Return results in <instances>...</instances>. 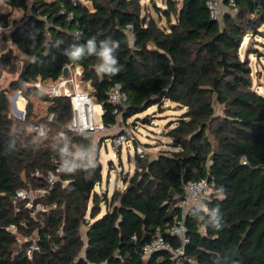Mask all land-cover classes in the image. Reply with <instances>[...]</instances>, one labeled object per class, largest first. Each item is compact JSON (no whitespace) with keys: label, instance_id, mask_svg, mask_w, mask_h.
Listing matches in <instances>:
<instances>
[{"label":"trees","instance_id":"1","mask_svg":"<svg viewBox=\"0 0 264 264\" xmlns=\"http://www.w3.org/2000/svg\"><path fill=\"white\" fill-rule=\"evenodd\" d=\"M92 1L90 8L82 0H3L24 14L11 24L0 12V24L11 27L0 31V68L18 72L0 89V264H264V94L253 85L249 55L240 53L246 36L264 23V0H236L235 6L223 0L226 11L218 19L208 0H164L156 9L166 25L141 0ZM63 5L72 19L60 12ZM90 39L97 51L102 42L118 45L117 74L97 71L103 61L88 54ZM77 48L84 53L74 59ZM76 65L104 106L105 125L118 120L108 99L116 83L128 95L126 123L166 100L186 108L168 131L172 148L152 158L137 153L128 185L110 196L99 193L103 167L87 153L69 158L65 186L50 187L47 180L63 151H86L90 133L67 130L68 97L36 87L49 107L34 119L28 84L57 80L65 66ZM16 90L28 98L25 119L11 113ZM34 122L47 126L45 135L28 128ZM199 178L209 180L211 191L207 209L187 211L184 253H144L158 232L183 245L167 229L182 213L186 184ZM43 188L48 192L38 193L32 207L17 194Z\"/></svg>","mask_w":264,"mask_h":264},{"label":"rangeland","instance_id":"2","mask_svg":"<svg viewBox=\"0 0 264 264\" xmlns=\"http://www.w3.org/2000/svg\"><path fill=\"white\" fill-rule=\"evenodd\" d=\"M87 1V3L90 2V0ZM164 3V0H141L142 6L158 19L161 25H166L167 22L164 16L159 18L156 5L164 7ZM225 11L226 7L222 5L220 13L223 14ZM0 12L7 14L11 24L15 20H21L24 14L22 9L11 8L5 2H0ZM10 29L11 27H4L0 24V31L9 33ZM259 29V32L254 34L249 33L246 36L241 46L240 53L242 57L249 55L253 69V85L260 93L264 94V23ZM18 57V63L21 65L22 55L20 54ZM17 77V71L0 68V89L8 88L10 82ZM78 85L86 91L92 92L93 90L89 81L80 79ZM28 87H31L32 91L29 98L33 110V118L37 119L45 116L48 112L49 102L43 100L35 93V86H33V84H28ZM43 87L44 89L47 88V83H44ZM44 94H46V92H44ZM12 108L13 99H11V113L13 114ZM185 111V107H181L175 102L166 100L160 105L155 104L138 115L132 116L128 119L127 123L124 121V117L120 116L118 121L122 122L126 128L131 129L136 134L138 142L129 139L119 148V151H117L112 142V136L119 130V125L111 130L90 134V141L87 142L86 153L95 159V162L99 160L97 163H101L103 167V180L98 187L99 193L107 191L110 196L116 189H125L129 183L130 176L134 174L137 168V144L140 143L144 145L146 148L145 155L151 158L156 156L161 149H171L172 144L168 131L175 125L171 123L179 119ZM26 191L31 201L38 196L37 190L26 189ZM85 229L86 227L83 226L82 230L85 231ZM22 241L23 239H20V242Z\"/></svg>","mask_w":264,"mask_h":264},{"label":"built area","instance_id":"3","mask_svg":"<svg viewBox=\"0 0 264 264\" xmlns=\"http://www.w3.org/2000/svg\"><path fill=\"white\" fill-rule=\"evenodd\" d=\"M76 2L77 0H72ZM85 4L92 8L93 1L82 0ZM3 2V0H0ZM223 0H208L207 4L210 9L211 16L214 18H220V9ZM229 4L232 6L236 5V0H229ZM60 12L66 15L67 19H72L74 17L73 11H68L63 5ZM83 68L80 65L74 67L69 66L68 75L63 76V74L57 80H42L39 78L33 85L46 92L50 97L66 96L69 98L72 106V118L67 124V130L74 132H87L94 134L97 132H104L116 128L118 125V131L112 136V142L116 147L117 151L123 146L125 142L129 139L138 142L136 134L131 130L126 128L122 122L118 121L116 123L105 125L103 122V114L105 112L102 103L96 102L93 94L89 91L80 88L78 81L82 79ZM47 83V88L44 89L43 85ZM10 98L13 99L12 112L15 117L19 119H25L27 115V105L28 98L21 90H16L10 94ZM109 101L114 105L113 113L117 115V118L122 116V110L126 108L128 95L122 86L118 83L113 85L108 93ZM97 106L100 110H97ZM53 114L50 115V119ZM30 130L35 132L38 136H43L47 132V126L43 122H34L30 125ZM59 136L65 137L66 131L61 130ZM137 153L143 157L146 154V148L142 144H137ZM86 151L81 146H75L69 148L61 153L59 160L57 161L56 167L50 170L47 176L48 183L51 186L57 182H62L63 186L68 183V179H63L62 174L65 168L69 164V158L72 156L84 157ZM241 162L246 163L247 160L243 157ZM36 174H40L37 170ZM211 186L207 178H199L189 181L185 186V194L179 200L178 205L182 208V213L180 217L176 218L175 222L170 225L167 229L170 235L176 236L181 240L182 246L175 247L171 241L167 240L161 232H158L152 241L147 242L143 246L144 253L149 254L153 250L166 249L170 252L178 255L184 253L185 245L188 243L189 238L187 236V227L185 223V218L189 207L195 206L199 209H207L205 204L206 197L210 194ZM39 194H45L48 189H38ZM18 196L22 198H29L26 189H20L17 192ZM28 207H32V201L28 202ZM136 238V236H134Z\"/></svg>","mask_w":264,"mask_h":264},{"label":"clouds","instance_id":"4","mask_svg":"<svg viewBox=\"0 0 264 264\" xmlns=\"http://www.w3.org/2000/svg\"><path fill=\"white\" fill-rule=\"evenodd\" d=\"M118 45H113L109 47L106 43H101L100 50L97 51L94 41L90 39L87 44L88 54H95L102 59L103 63L97 68L98 72L107 73L109 75H115L120 71V68L117 66V59L113 55V48ZM84 53V48H77L72 52V57L74 59H79Z\"/></svg>","mask_w":264,"mask_h":264},{"label":"water","instance_id":"5","mask_svg":"<svg viewBox=\"0 0 264 264\" xmlns=\"http://www.w3.org/2000/svg\"><path fill=\"white\" fill-rule=\"evenodd\" d=\"M68 72H69V66H65L63 70V76L68 75Z\"/></svg>","mask_w":264,"mask_h":264},{"label":"bare ground","instance_id":"6","mask_svg":"<svg viewBox=\"0 0 264 264\" xmlns=\"http://www.w3.org/2000/svg\"><path fill=\"white\" fill-rule=\"evenodd\" d=\"M97 110H100V107L99 106H97Z\"/></svg>","mask_w":264,"mask_h":264}]
</instances>
